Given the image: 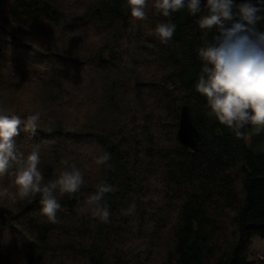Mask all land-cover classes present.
Instances as JSON below:
<instances>
[{
	"label": "trees",
	"instance_id": "1",
	"mask_svg": "<svg viewBox=\"0 0 264 264\" xmlns=\"http://www.w3.org/2000/svg\"><path fill=\"white\" fill-rule=\"evenodd\" d=\"M73 2L0 0V24L11 26L12 39L34 47L33 36L42 34L45 50L57 61L56 71L51 67L39 77L42 94L24 111L15 94L22 78L31 79L24 68L7 69L0 58V107L22 118L36 111L42 116L35 136L21 131L16 137L18 150L27 155L39 146L46 181L58 176L63 159L79 165L86 144L110 156L96 173L81 169L85 185L75 197L58 195L62 210L55 224L40 213L38 195L15 202L0 198V227L16 234L21 261L249 264L252 238L264 239V131L241 129L243 137L237 138L208 115L205 98L195 90L202 68L197 49L212 40L214 31L205 37L199 14L191 16L186 9L162 17L152 0L145 7L146 19L136 22L126 0H85L79 9H72ZM168 21L177 25L176 31L161 44L153 30ZM95 29L103 40L88 53L75 36L85 30L99 33ZM256 30L264 31V22ZM11 59L28 64L16 55ZM95 76V95L84 96L94 104L91 113L81 119L53 114L65 110L61 105L71 100L70 91L77 94ZM183 103L201 134L197 151L176 137ZM12 180L0 177V187L11 185L14 192ZM101 181L113 186L104 200L108 223L81 213ZM131 204L135 210L126 214ZM5 258L0 256V264H7Z\"/></svg>",
	"mask_w": 264,
	"mask_h": 264
},
{
	"label": "clouds",
	"instance_id": "2",
	"mask_svg": "<svg viewBox=\"0 0 264 264\" xmlns=\"http://www.w3.org/2000/svg\"><path fill=\"white\" fill-rule=\"evenodd\" d=\"M149 0H126V6L133 22L146 19L145 7ZM152 0L155 12L169 18L181 10L197 16V24L207 37L215 33L212 40L197 49L202 64L195 84V90L206 100L208 115L221 125L234 131L237 138L243 137L241 129L252 127L259 134L264 131V31H257L256 25L264 22V0ZM177 25L171 21L159 22L154 35L161 44H167L173 37ZM42 116L39 111L22 118L0 107V177H13L15 191L0 187V198L15 202L18 198L40 197V213L49 223L58 221L57 213L62 210L58 195L75 197L85 185L84 173L68 159L60 161L62 170L53 180H45L40 168L39 146L27 155L19 151L16 137L20 132L35 136L40 128ZM108 153L95 157L98 166H107ZM113 186L101 181L96 190L86 198L81 208L101 223H108L110 211L104 203ZM135 210L129 205L126 214Z\"/></svg>",
	"mask_w": 264,
	"mask_h": 264
},
{
	"label": "rangeland",
	"instance_id": "3",
	"mask_svg": "<svg viewBox=\"0 0 264 264\" xmlns=\"http://www.w3.org/2000/svg\"><path fill=\"white\" fill-rule=\"evenodd\" d=\"M83 1L85 0H75V2H73L71 5L72 9H79L80 4ZM0 21L3 22L2 20ZM10 29V25L0 24V58L2 61H5L4 64L7 69L10 65L22 67L24 68L22 71L27 72L26 76L30 77L31 80L28 83L25 82V78H22V88L15 94H19L16 96V101L22 105V110L29 111L31 110L30 105H35L42 94V87L38 82L39 77H42L44 73L49 72L51 67H53L54 71H56L55 66L57 65V61L51 57L52 52L45 50V46H43L44 41H42L44 37L42 34L37 37L35 33V36H33L34 47H32L23 41L20 42L13 40ZM97 31H99V33L85 30L80 35L75 36L77 38L76 40L78 41V46L88 53L93 51V48L99 45L103 40L102 32L100 30ZM68 35H73V31L69 32ZM15 55L18 56V58L22 57V59L28 60V64L23 65L14 62L11 58L15 57ZM27 69H29V71H27ZM74 79L76 82H80L82 81L83 77L75 76ZM95 79L96 76L93 78L92 83H84L77 94L70 91L71 100H67L61 105V107H65V110H53V114L55 116L64 114L72 118L77 117L81 119L86 115L87 112L91 113V111L94 109V104L92 102L87 103L84 99V96L90 95L93 97L95 95L97 88V82H95ZM9 98L11 99L12 97ZM28 150L29 147H25L23 149V151ZM81 153V163L76 166L80 169L89 168L93 170L94 173H96L99 166L94 163V160L95 157L100 155L96 145H84L81 148ZM154 186H156V184H154ZM8 188H10L11 191L13 190L11 185H9ZM15 237L16 234H14L13 231H9L0 227V256L7 257L5 258V262L7 264H24L23 261H21V257L24 255L21 250L22 244H19ZM134 244L139 246L140 243L136 241ZM247 257L249 264H264V239H261L257 236L252 238Z\"/></svg>",
	"mask_w": 264,
	"mask_h": 264
},
{
	"label": "water",
	"instance_id": "4",
	"mask_svg": "<svg viewBox=\"0 0 264 264\" xmlns=\"http://www.w3.org/2000/svg\"><path fill=\"white\" fill-rule=\"evenodd\" d=\"M247 128L252 127H245L244 129ZM176 137L183 145L189 147L191 150L197 151L199 149L201 134L194 125L189 108L185 103L180 106Z\"/></svg>",
	"mask_w": 264,
	"mask_h": 264
},
{
	"label": "bare ground",
	"instance_id": "5",
	"mask_svg": "<svg viewBox=\"0 0 264 264\" xmlns=\"http://www.w3.org/2000/svg\"><path fill=\"white\" fill-rule=\"evenodd\" d=\"M210 257H211V256H210ZM210 257H209V258H210ZM215 258H216V257H215Z\"/></svg>",
	"mask_w": 264,
	"mask_h": 264
}]
</instances>
